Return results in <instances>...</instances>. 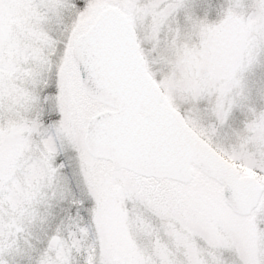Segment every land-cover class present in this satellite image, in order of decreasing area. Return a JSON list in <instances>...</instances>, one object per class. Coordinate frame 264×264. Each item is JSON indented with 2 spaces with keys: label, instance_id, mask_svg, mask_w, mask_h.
I'll return each mask as SVG.
<instances>
[{
  "label": "rangeland",
  "instance_id": "rangeland-1",
  "mask_svg": "<svg viewBox=\"0 0 264 264\" xmlns=\"http://www.w3.org/2000/svg\"><path fill=\"white\" fill-rule=\"evenodd\" d=\"M115 5L163 102L261 181L249 215L197 166L182 182L88 152L87 121L106 106L86 95L71 48ZM78 11L77 0H0V264H264V0H95Z\"/></svg>",
  "mask_w": 264,
  "mask_h": 264
},
{
  "label": "water",
  "instance_id": "water-1",
  "mask_svg": "<svg viewBox=\"0 0 264 264\" xmlns=\"http://www.w3.org/2000/svg\"><path fill=\"white\" fill-rule=\"evenodd\" d=\"M71 56L86 95L106 106L86 124L84 142L91 155L146 177L182 182L192 179L197 166L220 183L235 214L254 210L261 181L242 174L179 109L163 102L164 90L147 68L137 31L119 6L99 12L73 41Z\"/></svg>",
  "mask_w": 264,
  "mask_h": 264
},
{
  "label": "trees",
  "instance_id": "trees-1",
  "mask_svg": "<svg viewBox=\"0 0 264 264\" xmlns=\"http://www.w3.org/2000/svg\"><path fill=\"white\" fill-rule=\"evenodd\" d=\"M92 2H95V0H77V5L79 6V14H81V13H83L84 11H86V9H87V5L88 4H91ZM118 6V5H117ZM144 52H145V50H144V47L142 48V53L144 54ZM150 69V68H149ZM149 71H151V70H149ZM151 73H152V71H151ZM153 76L155 77V75L153 74ZM157 80V79H156ZM171 106H173V107H176V108H178V109H180L181 110V108L178 106V105H176V103H172L171 104ZM182 111V110H181ZM221 152V151H220ZM226 158H228L229 160H231L232 162L234 161L233 159H231V157L229 156V155H227V154H225V153H223V152H221ZM234 163L238 166V167H240V168H242L241 167V165L239 164V163H237L236 161H234ZM248 173V172H247ZM251 173V172H250Z\"/></svg>",
  "mask_w": 264,
  "mask_h": 264
}]
</instances>
